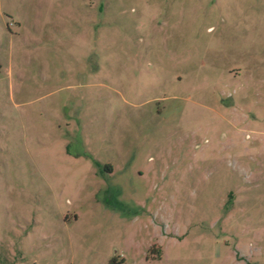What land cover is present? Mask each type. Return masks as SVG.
Listing matches in <instances>:
<instances>
[{"label": "rangeland", "instance_id": "374dc122", "mask_svg": "<svg viewBox=\"0 0 264 264\" xmlns=\"http://www.w3.org/2000/svg\"><path fill=\"white\" fill-rule=\"evenodd\" d=\"M0 264H264V0H0Z\"/></svg>", "mask_w": 264, "mask_h": 264}, {"label": "flooded vegetation", "instance_id": "af4514ba", "mask_svg": "<svg viewBox=\"0 0 264 264\" xmlns=\"http://www.w3.org/2000/svg\"><path fill=\"white\" fill-rule=\"evenodd\" d=\"M108 174H111L112 173V168L111 167H108V171H107Z\"/></svg>", "mask_w": 264, "mask_h": 264}]
</instances>
